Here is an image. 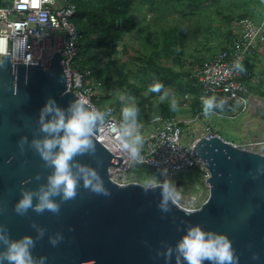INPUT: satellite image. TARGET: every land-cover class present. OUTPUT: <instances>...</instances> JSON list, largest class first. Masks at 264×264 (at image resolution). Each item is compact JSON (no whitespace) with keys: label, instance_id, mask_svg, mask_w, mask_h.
<instances>
[{"label":"water","instance_id":"obj_1","mask_svg":"<svg viewBox=\"0 0 264 264\" xmlns=\"http://www.w3.org/2000/svg\"><path fill=\"white\" fill-rule=\"evenodd\" d=\"M7 51L0 60V232L10 239L31 236L37 264L40 257L46 258L44 264H165V248H174L187 227L196 224L225 234L238 264H264V148L245 150L218 136L194 146L210 173L208 197L195 210L176 202L161 212L159 187L145 192L138 182H116L110 169L120 167L123 158L100 137L98 123L94 149L75 156L71 170L77 177L81 166L95 170L110 195L95 194L78 179L74 198H53L58 212L29 208L17 213L24 192L33 194V205L38 202L53 171L32 146L45 136L39 122L42 106L52 98L67 117L76 96L67 91L59 51L48 64L11 63ZM52 238H58L56 244ZM169 264H177L175 254Z\"/></svg>","mask_w":264,"mask_h":264},{"label":"built area","instance_id":"obj_2","mask_svg":"<svg viewBox=\"0 0 264 264\" xmlns=\"http://www.w3.org/2000/svg\"><path fill=\"white\" fill-rule=\"evenodd\" d=\"M261 1L264 5V0ZM76 13L77 6L72 0H0V60L8 50L11 63L38 64L41 60L43 64H48L51 56L59 51L61 66L67 77V91L98 108L95 99L98 100L99 97L93 83L92 71L81 68L78 64L83 35L74 22ZM239 24L241 32L229 47L189 66L199 93H185L180 100L183 107H189L195 99L202 101L203 97L215 96L217 101L226 100L223 111L232 107H239L244 111L249 108L250 88L246 80L247 73L235 70L233 64L239 60L244 65L263 39L264 13L261 23L247 17ZM111 110L105 116L104 122L99 123V135L112 146L114 155L123 158L120 167L112 168H122L128 172L133 166H130L127 153L118 148L115 135L120 119ZM219 110L214 109L210 115L227 117L225 112ZM202 117V112L189 121L161 115L152 116L149 124L153 127L144 136L146 139L141 150L145 163L139 165L160 175L162 169H167V175H162L161 180L170 181L176 173L196 170L203 177L208 190L207 179L210 173L207 164L194 154V146L199 139L218 136L236 147L262 152L264 142L247 141L237 144L226 140L210 123L205 124L198 138L187 142L183 137V126H191ZM127 183L128 181L122 180L120 184ZM204 202L200 204L195 197H191L186 205H180L188 210H195Z\"/></svg>","mask_w":264,"mask_h":264},{"label":"rangeland","instance_id":"obj_3","mask_svg":"<svg viewBox=\"0 0 264 264\" xmlns=\"http://www.w3.org/2000/svg\"><path fill=\"white\" fill-rule=\"evenodd\" d=\"M135 1L130 17L137 20L136 29L122 35L119 54L107 58L97 51V60L101 61L100 64L95 62L97 71L93 75V83L97 97L103 98L102 103L95 101L97 107L113 109L119 119L123 101L117 97V92L125 93V97H135L139 109L137 119L145 136L153 127L149 124L150 118L161 114L160 105L168 103H157L158 97L149 98V93L144 95L148 81L147 63L157 62L181 75L175 85L165 89L169 91V98L178 102L174 118L194 119L196 112L193 107H183L180 101L186 86L191 84L187 68L230 46V40L240 31V21L255 14L260 16L263 4L260 0H153L156 10L153 11L146 0ZM167 33H173L175 38L168 47ZM112 60L125 64L127 81L137 88L138 95L122 82L119 64H112ZM261 87L264 88L263 84ZM261 111H264V101L245 111L239 107L226 110L227 117L203 116L191 126H183V137L187 142L198 138L205 124L210 123L226 140L237 144L264 142V114ZM128 173L125 179L128 183H142L150 175L163 179L159 173L140 165H133ZM171 182L177 187L181 197L179 203L183 206L191 197L200 204L208 197L203 177L196 170L176 173Z\"/></svg>","mask_w":264,"mask_h":264},{"label":"clouds","instance_id":"obj_4","mask_svg":"<svg viewBox=\"0 0 264 264\" xmlns=\"http://www.w3.org/2000/svg\"><path fill=\"white\" fill-rule=\"evenodd\" d=\"M233 68L245 71L244 65L238 60ZM162 89H164L162 91ZM159 93L157 103L168 101L172 112L178 110V102L175 98H169V91L161 82L150 85L144 95ZM117 97L123 101L120 108V124L116 130L115 140L118 148L127 153L131 165L145 163L141 154L145 143V137L141 133V125L138 122V107L135 97L117 92ZM226 100L217 101L215 96L202 98V115L207 118L214 109L223 110ZM111 108L101 110L93 107L87 100L75 98L69 105L66 117L65 110L49 98L42 106L39 114L40 130L45 134L42 139H35L32 146L39 153L46 165L52 168V173L47 177L46 187H42L37 203L33 205V194L24 192L17 201L15 209L23 214L29 208L37 213L50 211L58 212L59 205L53 199L61 197L70 200L76 196L78 179L83 180L85 188L98 195L108 196L110 193L104 188L103 181L97 172L91 168L79 167V177L72 173L71 161L79 154L94 149L93 134L98 123H103L105 116L111 113ZM161 175H167V169L161 170ZM145 192L159 187L161 190V212H168L169 204L174 205L180 199V193L173 182L168 179L160 180L155 176H147L138 184ZM40 234L43 231L40 230ZM58 238H52L51 243L56 244ZM35 241L31 236L25 235L20 239H10L0 232V264H37V258L33 257L32 249ZM159 254V253H158ZM175 254L177 264L183 260L184 264H238V257L230 239L221 233L205 230L199 224L188 226L175 247H166L164 251L165 264H169ZM39 264H44L46 258L40 257Z\"/></svg>","mask_w":264,"mask_h":264},{"label":"trees","instance_id":"obj_5","mask_svg":"<svg viewBox=\"0 0 264 264\" xmlns=\"http://www.w3.org/2000/svg\"><path fill=\"white\" fill-rule=\"evenodd\" d=\"M77 6V13L75 16V24L78 30L83 35V39L80 43V61L78 64L81 68H89L94 75L97 71L96 63L100 64L101 60H97V51H101L105 57L111 58L116 54H119V44L122 35L125 33H131L138 25L137 20L130 17V11L132 6L136 3L135 0H72ZM154 9L153 0H146ZM264 13V9H263ZM250 18V17H248ZM235 37L230 40V44ZM172 42H175L174 34H166V46L168 47ZM229 47V46H228ZM227 48V47H226ZM224 49V48H223ZM112 64H119V74L122 82L130 89L134 90L135 94L137 88H134L132 84L127 81L125 64L118 61H111ZM187 68V67H186ZM145 71L148 74L147 88L153 83L161 82L165 86L175 85L179 79L180 74L172 69L162 66L157 62L147 63ZM186 73L190 79L191 84L186 86L185 93H199V88L195 85V80L192 77V71L187 68ZM196 86L197 88H195ZM164 89H162L163 91ZM184 93V94H185ZM183 94V95H184ZM159 93H149V98L158 97ZM103 98L95 99L97 103H102ZM195 110V115L202 112V101L195 99L191 105ZM161 107V116L174 118L175 112L170 111L169 103H163ZM225 112L223 110H219ZM117 115V114H116ZM145 167V166H143ZM148 168V167H147ZM150 169V168H149Z\"/></svg>","mask_w":264,"mask_h":264},{"label":"crops","instance_id":"obj_6","mask_svg":"<svg viewBox=\"0 0 264 264\" xmlns=\"http://www.w3.org/2000/svg\"><path fill=\"white\" fill-rule=\"evenodd\" d=\"M263 9H264V5L262 8V14L260 16L255 14L254 16L251 17L249 16V17L252 18L255 22L261 23L263 20ZM251 15H253V13H251ZM240 32H241V28L240 31L237 33V36L238 34H240ZM244 68H245V72L247 73L246 80L250 88L249 91L250 93L249 108H250L252 105L259 104V102L264 101V88L261 87V84H263L264 86V35H263V39L258 43L253 54L249 56L245 61ZM194 87L197 88L196 86ZM232 108H236V107H232ZM261 114H264V111H261Z\"/></svg>","mask_w":264,"mask_h":264},{"label":"bare ground","instance_id":"obj_7","mask_svg":"<svg viewBox=\"0 0 264 264\" xmlns=\"http://www.w3.org/2000/svg\"><path fill=\"white\" fill-rule=\"evenodd\" d=\"M131 173V172H130ZM111 174H112V178L118 182L121 183L122 180H125L128 177V172L127 171H123L122 168L116 169V168H112L111 169ZM130 180V179H129ZM179 203V202H178ZM180 204V203H179Z\"/></svg>","mask_w":264,"mask_h":264}]
</instances>
